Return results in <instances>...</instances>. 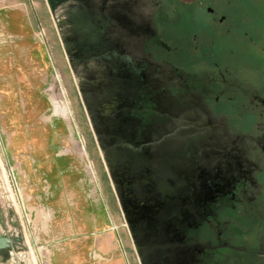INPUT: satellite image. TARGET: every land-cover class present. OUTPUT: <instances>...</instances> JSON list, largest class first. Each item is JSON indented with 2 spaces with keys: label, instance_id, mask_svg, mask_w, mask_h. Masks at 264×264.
<instances>
[{
  "label": "flooded vegetation",
  "instance_id": "obj_1",
  "mask_svg": "<svg viewBox=\"0 0 264 264\" xmlns=\"http://www.w3.org/2000/svg\"><path fill=\"white\" fill-rule=\"evenodd\" d=\"M53 1L56 18L63 14L70 22L65 28L68 60L81 78V101L94 126L104 171L127 214L143 263L222 264L220 250L264 260L260 244L252 250L245 234L244 246L233 244L234 235L246 233L249 220L257 217L246 192L252 191L254 200L264 196V168L254 163L244 142L257 132L250 122L256 112L241 114L243 124L236 133L214 123L211 117L228 114L231 98L205 101L206 90H198L179 71L182 65L170 60L178 56L180 42L166 44L171 39L165 38L170 29L164 22L187 19L192 26L187 41L211 43L200 48L195 43L190 50L202 58L213 56L215 41L201 33L197 13L208 12L207 22L215 26L214 8L198 5L204 0H154L162 5L138 18L133 11L138 0ZM207 2L236 4L232 24L228 29L218 26V36L237 45L252 41L259 26L264 27V14L256 6H241L264 0ZM181 6L194 11L183 18ZM259 38L264 43V34ZM190 50L181 49L188 55ZM261 74L264 78V68ZM259 84L264 91V81ZM256 99L264 106L263 97ZM202 112L208 116L205 121L199 118Z\"/></svg>",
  "mask_w": 264,
  "mask_h": 264
},
{
  "label": "rangeland",
  "instance_id": "obj_2",
  "mask_svg": "<svg viewBox=\"0 0 264 264\" xmlns=\"http://www.w3.org/2000/svg\"><path fill=\"white\" fill-rule=\"evenodd\" d=\"M25 4H32L40 15V21L37 24L34 38L38 42L45 43L49 47V59L51 60V74L47 79L44 87V93L50 100L51 112L54 114L55 130L57 131L59 143L58 154L60 156H71L75 159L78 169L81 174V179L85 184L84 196L91 203L85 205L82 209L75 210L77 216L72 219L75 224H61L57 227L58 233H53V236H47L42 232H37L39 236L36 238L34 231L27 226V222L31 226H35L37 219L33 215H27V222L24 215H20L19 221L22 232L25 236L26 248L24 251L12 250L11 256L7 260L0 258L1 264H144L143 259L137 250L135 236L128 223L127 214L120 208L119 203L111 188L109 179L104 171L101 154L96 146L93 135V123L88 122L85 114L81 97L80 89L81 78L77 76L73 66L68 60V49L66 43L65 28L70 27L68 18L60 14L56 18L55 13L52 15L48 10L46 0H16ZM165 2V0H155V3ZM179 0H172L177 2ZM204 0L203 7L212 6L215 10V23L217 25H209L207 21V13L198 11L197 17L200 22L198 25L201 33H208L215 41V50L213 56L202 58L194 53L193 44H198L199 48L202 43L210 41H202L197 38L193 41H187L189 28L192 27L187 19L171 20L167 19L164 26L170 29L165 32V38L171 39L167 41L168 47H173L177 41L178 56H173L171 62L175 65H182L179 71L187 75L188 81H193L198 90L200 87L206 90L205 101L213 102L216 97L222 101L231 98L232 103L227 115L220 117H211L213 122H219L223 128L231 133H236L242 123L241 114L244 112L254 111L256 115L251 119V126L257 129V132H252L244 138V142L250 146V155L254 163L264 168V151L260 150V145H264V106L257 105L256 97L264 98V91H260V81H264L261 70L264 63V43L259 38L260 34H264V27L259 26L260 32L254 35L252 41L239 42L241 45L230 41L226 36H218V26L228 29L232 24L231 8L236 4H210ZM212 3L214 0H210ZM263 3V0H257ZM100 2V0H96ZM1 4H16L11 0H0ZM70 4V3H68ZM137 5L133 8L136 17L142 16L147 18L153 10L159 5L154 4V0H138ZM179 5V4H176ZM238 6V5H237ZM241 6L251 7L254 10L256 6L258 13L264 14V4H241ZM155 7V8H154ZM246 8V9H247ZM250 9L251 13H254ZM48 10V11H47ZM194 11L191 7L181 6L178 13L183 18H188L187 15ZM236 15V14H235ZM189 16V15H188ZM224 16L223 22H219V18ZM225 20V21H224ZM250 22V21H249ZM251 23L254 24L252 20ZM259 23V22H255ZM253 24H249L252 27ZM41 30L45 33L44 40L36 38L37 33ZM166 30V29H165ZM188 31V32H187ZM201 38V37H200ZM177 39V40H176ZM250 42V43H249ZM248 49H244V45ZM189 49L191 55L181 51V49ZM244 49V50H243ZM255 49V50H254ZM203 51V50H202ZM199 54V51L197 52ZM191 58V61L189 59ZM187 61V62H186ZM214 63L218 64V67ZM192 96V95H191ZM84 103V102H83ZM210 104H204L203 107H210ZM201 120L205 121L208 116L202 112ZM93 131V132H92ZM1 136V134H0ZM2 140V137H1ZM5 148V143L2 140ZM257 148H255V147ZM85 150L91 166L95 172V181L89 182V178L85 173V159L83 151ZM21 156H16L11 164H7L0 155V225L11 226L7 222L8 208L20 212L21 202L25 196L22 186L19 181V176L23 175V170L15 164L16 159ZM9 168L14 169V181L9 174ZM20 197V198H19ZM245 197L248 202L255 208L256 216L251 218L246 225V233L235 234L233 244L244 246L245 240L243 235H246L247 241L251 244L250 248L256 249L260 244V248L264 250V196L263 198L256 197L252 191H248ZM89 203V204H90ZM104 204L103 207H93V205ZM26 206V204H25ZM27 207V206H26ZM16 215V213H15ZM47 218V217H46ZM2 221V223H1ZM6 221V222H5ZM47 226H43L46 231ZM13 231V229H12ZM11 231V232H12ZM1 232V231H0ZM10 232V233H11ZM34 237L36 249H32L29 244V234ZM2 233V232H1ZM5 228L2 234H10ZM67 237L71 241L73 247L65 251L60 249H51L49 239L60 241L61 236ZM57 235V236H56ZM64 238V237H63ZM257 245V246H256ZM15 253V254H14ZM14 255V257H13ZM222 264H264V260L252 258L248 256H239L236 253H229L226 250H220ZM1 257V256H0ZM226 257L227 259H224Z\"/></svg>",
  "mask_w": 264,
  "mask_h": 264
},
{
  "label": "crops",
  "instance_id": "obj_3",
  "mask_svg": "<svg viewBox=\"0 0 264 264\" xmlns=\"http://www.w3.org/2000/svg\"><path fill=\"white\" fill-rule=\"evenodd\" d=\"M11 1L16 4L0 5V134L6 163L21 156L24 210L22 206L20 212L15 210L16 217L24 215L27 222V215H33L36 225L26 224L38 239L39 231L53 236L59 234V225L75 224L74 211L91 203L84 196L85 184L75 159L58 154L56 118L44 93L51 74L50 50L34 38L40 15L32 4ZM4 227L8 233L12 231L8 225ZM63 237L60 241L49 239L51 249L72 248L74 239Z\"/></svg>",
  "mask_w": 264,
  "mask_h": 264
},
{
  "label": "water",
  "instance_id": "obj_4",
  "mask_svg": "<svg viewBox=\"0 0 264 264\" xmlns=\"http://www.w3.org/2000/svg\"><path fill=\"white\" fill-rule=\"evenodd\" d=\"M50 13L53 15L56 9L57 1L46 0ZM0 155L1 158L6 162V152L5 148L2 144L1 136H0ZM8 223L13 229L10 234H2L0 232V258L2 260H7L12 254V250L24 251L26 246L25 236L21 229V224L16 218L15 210L11 207L8 208ZM31 244L33 246L36 245L35 239L31 236Z\"/></svg>",
  "mask_w": 264,
  "mask_h": 264
},
{
  "label": "built area",
  "instance_id": "obj_5",
  "mask_svg": "<svg viewBox=\"0 0 264 264\" xmlns=\"http://www.w3.org/2000/svg\"><path fill=\"white\" fill-rule=\"evenodd\" d=\"M36 38L38 40H40V41L41 40H44L45 39V33H44V31L41 30L39 33H37ZM82 151H83L84 159L86 161V163H85V173H86L87 177L89 178V182L91 183V182H94L95 181V172L93 170V167L91 166V162L89 161L88 156H87L85 150L83 149ZM15 164L17 165L18 168L21 166V162H20V159L19 158L16 159ZM9 174H10V176L12 178V182L14 181V185L16 187V183H15V180H14L15 173H14V169L13 168H9ZM20 203H21V206L23 208V202H21V198H20ZM23 210H24V208H23ZM0 231L2 233H4L5 232V227L2 228L1 225H0Z\"/></svg>",
  "mask_w": 264,
  "mask_h": 264
},
{
  "label": "bare ground",
  "instance_id": "obj_6",
  "mask_svg": "<svg viewBox=\"0 0 264 264\" xmlns=\"http://www.w3.org/2000/svg\"><path fill=\"white\" fill-rule=\"evenodd\" d=\"M28 234H29V236H30V237H29V244H30L31 248H32V249H36V245L33 246V245L31 244V236H32V235H31L29 232H28ZM14 254H15V253H14ZM13 257H14V255H13Z\"/></svg>",
  "mask_w": 264,
  "mask_h": 264
}]
</instances>
